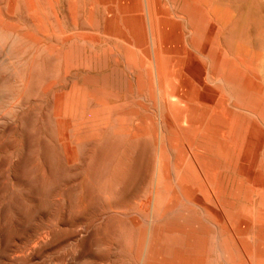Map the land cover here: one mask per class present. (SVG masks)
Listing matches in <instances>:
<instances>
[{
	"label": "rangeland",
	"instance_id": "rangeland-1",
	"mask_svg": "<svg viewBox=\"0 0 264 264\" xmlns=\"http://www.w3.org/2000/svg\"><path fill=\"white\" fill-rule=\"evenodd\" d=\"M23 3L0 0V264H264V0Z\"/></svg>",
	"mask_w": 264,
	"mask_h": 264
},
{
	"label": "bare ground",
	"instance_id": "bare-ground-1",
	"mask_svg": "<svg viewBox=\"0 0 264 264\" xmlns=\"http://www.w3.org/2000/svg\"><path fill=\"white\" fill-rule=\"evenodd\" d=\"M6 1H7V0H6ZM20 1H21V0H20ZM28 1H29V0H28ZM39 1H40V0H39ZM17 3H18V2H17ZM17 3H15V4H17ZM166 3H167V2H166ZM23 4H26V0H25V3H23ZM23 4H21V5H22V8H24V7H23ZM106 4H107V3H106ZM158 4H159V2H158ZM38 5H39V4H38ZM38 5H36L35 3H33V2L31 1V2L29 3V5L27 6V4H26L25 7H28V8H29L28 10L32 12V11H36V9L39 7ZM0 6H2V5H0ZM7 6H8V5H7ZM17 6H19V5H16V7H17ZM37 6H38V7H37ZM145 6H146V5H145ZM185 6H186V5H185ZM259 6H260V5H259ZM186 7H187V6H186ZM161 8H162V7H161ZM247 8H248V7H247ZM247 8H246V9H247ZM3 9H4V8H3ZM8 9H9V7H8ZM10 9H11V8H10ZM14 9H15V8H14ZM16 9H17V8H16ZM18 9H19V8H18ZM159 9H160V8H159ZM28 10H27V11H28ZM187 10H189L188 7H187V9H186L185 11H187ZM244 10H245V9H244ZM251 10L253 11L252 8H250V11H251ZM255 10H256V9H254V11H255ZM260 10H262V9H260ZM260 10H259V11H260ZM8 11H9V10H8ZM8 11H7V12H8ZM23 11H24V10H23ZM25 11H26V9H25ZM27 11H26V12H27ZM161 11H162V9H161ZM190 11H191V10H190ZM250 11H247V12H249V13L252 15V12H250ZM259 11H256V12H259ZM2 12H3V11H2ZM19 12H20V11H17V13H19ZM26 12H25V13L23 12L24 15L26 14ZM5 13H6V12H5ZM8 13H9V12H8ZM14 13H15V11H14ZM14 13H13V14H14ZM21 13H22V12H21ZM27 13H28V12H27ZM39 13H40V12H39ZM167 13H168V12H167ZM181 13H182V12H181ZM190 13H191V12H190ZM259 13L261 14V11H260ZM0 14H1V13H0ZM6 14H7V13H6ZM152 14H153V13H152ZM168 14H169V13H168ZM254 14H255V13H253V15H254ZM262 14H263V13H262ZM1 15H2V14H1ZM4 15H5V14H4ZM4 15H3V16H4ZM20 15H21V14H20ZM163 15H164V12H163ZM257 15H258V14H257ZM6 16H7V15H6ZM9 16H12V15L9 14ZM25 16H27V15H25ZM25 16H23V17H25ZM32 16H34V15H32ZM35 16H36V15H35ZM12 17H13V16H12ZM155 17H156V16H155ZM252 17H253V16H252ZM255 17H256V14H255ZM260 17H261V16H260ZM5 18H8V16L5 17ZM19 18H20V17H19ZM19 18H18V19H19ZM26 18H27V17H26ZM29 18H31V17H28L27 21H28V20H31V21H32V22H31L32 25L36 26V28L38 29V27H39V22H40V21H39V18H37V17H32V19H29ZM258 18H259V17H258ZM262 18H264V16H263ZM18 19H17V20H18ZM176 19H177V18H176ZM5 20H6V19H5ZM17 20H16V21H17ZM25 20H26V19H25ZM240 20H241V19H240ZM240 20H239V21H240ZM259 20L261 21V18H259ZM259 20L257 19L256 21L260 22ZM262 20H264V19H262ZM9 21H10V20H9ZM20 21H21V20H20ZM22 21H23V18H22ZM22 21H21V22H22ZM239 21H238V22H239ZM14 22H15V21H14ZM29 22H30V21H29ZM261 22H262V21H261ZM18 23H19V22H18ZM22 23H24V22H22ZM31 23H28V24L30 25ZM263 23H264V21H263L262 23H259V25H260V24L262 25ZM15 24H17V23H15ZM25 24H26V23H25ZM7 25H8V23H7ZM12 25H13V24H12ZM42 25H43V24H42ZM156 25H157V24H156ZM194 25H196V24H194ZM1 26H3V22H2L1 19H0V27H1ZM24 26H25V25H24ZM9 27H10V25H9ZM9 27H8V28H9ZM16 27H18V26L16 25ZM16 27H14V28H16ZM30 27H31V26H30ZM14 28H13L12 30H14ZM33 28H35V27H33ZM33 28H32V30H33ZM41 28H42V27H41ZM198 28H199V27H198ZM262 28H263V27H262ZM27 29H28V28H27ZM39 29H40V28H39ZM210 29H211V28H210ZM15 30H16V29H15ZM197 30H198V29H197ZM197 30L195 31L196 33L199 32V30H198V32H197ZM34 31H35V30H34ZM210 31H211V30H210ZM210 31H209V32H210ZM35 32H36V31H35ZM195 32H193L194 35H195ZM26 33H27V32H26ZM204 34H205V33H204ZM28 35H29V34H27L26 36H28ZM197 35H198V34H196L195 36L197 37ZM207 35H208V34H207ZM210 35H211V34H210ZM237 35H238V34H237ZM29 36H30V35H29ZM157 36H158V35H157ZM208 37H209V36H208ZM113 38H114V37H113ZM151 38H152V37H151ZM151 38H150V39H151ZM211 38H212V37H211ZM23 39H27V37H24ZM116 39H117V38H116ZM197 39H199V38H197ZM209 39H210V38H209ZM28 40H29V39H28ZM28 40H27V41H28ZM31 40H32L34 43H36L37 46L39 45V42H40V41H39L38 36H35V35L31 36ZM117 40H118V39H117ZM152 40H154V38H152ZM158 40H159V38H158ZM212 40H213V39H212ZM212 40H211V42H212ZM32 41H31V42H32ZM195 41H196V40H195ZM156 42H157V41H156ZM197 42H198V41H197ZM132 43H133V42H132ZM151 43H153V42H151ZM210 44H211V43H210ZM250 44H251V43H250ZM40 45H41V44H40ZM133 45H134V44H133ZM155 45H156V44H155ZM192 45H194V44H192ZM37 46H36L35 48H37ZM158 46H159V44H158ZM201 46H202V45H201ZM196 47H197V46H196ZM164 48H165V47H164ZM164 48H163V49H164ZM39 49H40V48H39ZM194 49H195V48H194ZM166 50H167V49H166ZM36 51H37V50H36ZM157 51H158V50H157ZM197 51H198V50H197ZM200 51H201V50L199 49L198 52H200ZM163 52H164V51H163ZM203 53H204V52H203ZM179 54H180V53H179ZM152 56H153V55H152ZM219 57H220V56H219ZM161 59H162V58H161ZM159 60H160V59H159ZM153 63H154V62H153ZM159 64H160V63H159ZM208 66H209V65H208ZM160 68H161V67H160ZM218 70H219V69H218ZM220 73H221V72H220ZM216 74H218V73H216ZM207 75H209V74H207ZM218 75H219V74H218ZM253 75H254V74H253ZM162 76H163V75H162ZM214 76H215V75H214ZM255 76H256V75H255ZM221 77H222V74H221ZM215 78H216V77H215ZM219 78H220V77H219ZM219 78H218V79H219ZM223 78H224V76H223ZM218 79H217V80H218ZM164 81H165V80H164ZM203 81H204V80H203ZM141 82H143V81H141ZM141 82H140V84L142 85ZM210 83H211V80H210ZM143 84H144V83H143ZM215 85H216V84H215ZM156 87H157V86H156ZM225 87H226V86H225ZM242 87H243V86H242ZM242 87H241V89H242ZM98 88H99V87H98ZM5 89H6V88H5ZM6 90H7V89H6ZM244 90H245V89H244ZM244 90H242V91H244ZM3 91H5V90H3ZM160 91H161V90H160ZM220 91H221V90H220ZM6 92H7V91H6ZM102 92H103V90L101 91V94H102ZM163 93H164V92H163ZM20 94H21V93H20ZM20 94L18 95V97H16V98H17V103H19V104L22 103L23 98H24V97H23L24 95H23V94L20 95ZM98 94H99V93H98ZM98 94H96V95H98ZM101 94H100V96H101ZM157 94H158V93H157ZM159 94H160V93H159ZM188 94H189V93H188ZM2 95L4 96L5 94L3 93ZM6 95H7V93H6ZM6 95H5V96H6ZM9 95H10V94H9ZM241 95H242V94H241ZM104 96H105V95H104ZM187 96H189V95H187ZM1 97H2V96H1ZM1 97H0V99H1L0 102H1V103L3 102V105H2L1 110H0V120H1V122H0V131H1V134L3 133L4 138H6V137H7V134H8V130H9V124H8L9 122H8L7 117H8V115H9V113L11 112V109H10L11 106H10V107L7 106V104H6V102H5L7 98H1ZM9 97H10V96H9ZM185 97H186V96H185ZM94 98H95V97H94ZM14 99H15V98H14ZM160 100H161V99H160ZM208 101H209V100H208ZM161 102H162V101H161ZM258 102H259V101H258ZM167 103H168V102H167ZM15 104H16V103H15ZM16 105H17V104H16ZM14 106H15V105H14ZM243 106H244V105H243ZM258 106H259V105H258ZM19 107H20V106H19ZM241 107H242V106H241ZM258 108H260V107H258ZM15 109H16V107H15ZM12 110H13V109H12ZM20 110H21V109H20ZM126 110H128V109H126ZM153 110H154V109H153ZM162 110H163V109H162ZM256 110H257V109H256ZM119 111H120V110H119ZM122 111H123V110H122ZM124 111H125V109H124ZM178 111H179V110H178ZM201 112H202V111H201ZM201 112H200V113H201ZM260 112H261V111H260ZM144 113H146V112H144ZM144 113H143V114H144ZM246 113H247V112H246ZM161 114H162V113H161ZM163 114H164V113H163ZM175 114H177V113H175ZM170 115H171V114H170ZM177 115H178V114H177ZM128 116H129V115H128ZM130 116H131V115H130ZM141 116H142V114H141ZM143 116H144V115H143ZM251 116H252V115H251ZM195 117H196V116H195ZM141 118L143 119L144 117H141ZM161 118H162V117H161ZM142 119H140V120H142ZM154 119H155V118H154ZM191 119H192V118H191ZM164 121H165V120H164ZM142 122H144V121H142ZM158 123H159V122H158ZM237 126H238V125H237ZM262 128H263V127H262ZM180 129H181V128H180ZM176 130H177V129H176ZM176 130H175V131H176ZM183 130H185V129H183ZM183 130H182V131H183ZM236 130H237V129H236ZM238 130H239V129H238ZM242 130H243V129H242ZM221 131H222V130H221ZM224 131H225V130H224ZM161 132H162V130H161ZM168 132H169V131H168ZM178 132H179V131H178ZM185 132H186V131H185ZM185 132H184V134H185ZM187 132H188V131H187ZM187 132H186V134H188ZM234 133H235V132H234ZM237 133H238V132H237ZM165 134H166V133H165ZM171 134H172V133H171ZM182 134H183V133H181L180 135H181V137L183 138ZM184 134H183V135H184ZM190 134H191V133H190ZM190 134H189V135H190ZM238 134H239V133H238ZM176 135H177V134H176ZM232 135H233V134H232ZM184 136L186 137V135H184ZM240 136H241V135H240ZM236 137H237V136H236ZM178 138H180V136H179ZM183 139H184V138H183ZM209 140H210V139H209ZM180 141H181V140H180ZM203 141H204V140H203ZM205 141L208 142V140H205ZM198 142H199V141H198ZM198 142H197V143H198ZM208 143H209V142H208ZM210 143H212V142L210 141ZM3 144H4V142H3ZM184 144H185V143H184ZM200 144H202V143H200ZM190 145H191V144H190ZM166 147H168V146H166ZM204 147H205V145H204ZM187 148H188V147H187ZM220 149H221V147H220ZM188 152H189V151H188ZM189 154H190V153H189ZM189 154H188V155H189ZM218 154H219V153H218ZM203 156H204V155H203ZM201 157H202V156H201ZM207 157H208V156H207ZM4 158H5V159L3 160V164H2V165H3V168H4V169H3V170H4V171H3V175H4V180H5V178H6V174H7V172H6V171H7V160H6V157H4ZM199 158H200V157H199ZM203 158L205 159L206 156H204ZM209 158H210V160H212V159H211V156H210ZM206 159H208V158H206ZM229 159H230V158H229ZM215 160H216V158H215ZM207 161H208V160H207ZM194 163H195V162H194ZM207 163H208V162H207ZM214 163L216 164V162H214ZM259 163H260V162H259V160H258V154H256V156H255V158H254V165L259 166ZM205 164H206V163H205ZM212 164H213V163H212ZM156 165H157V164H156ZM179 165H180V164H179ZM201 165H202V164H201ZM221 165H222V164H221ZM196 166H198V165H196ZM198 167H199V166H198ZM213 168H214V167H213ZM182 169H183V168H182ZM199 169H200V168H199ZM216 169H217V166H216ZM199 172H200V171H199ZM228 172H229V171H228ZM237 172H238V171H237ZM221 173H222V172H221ZM202 174H203V173H202ZM230 174H231V173H230ZM238 174H239V173H238ZM7 175H8V174H7ZM164 175H165V174H164ZM207 175H208V174H207ZM236 175H237V174H236ZM203 176H204V175H203ZM221 177H222V176H221ZM203 179H204V178H203ZM175 181H176V180H175ZM263 181H264V177H263ZM206 182H207V181H206ZM207 183H208V182H207ZM176 185H178V184H176ZM178 186H179V185H178ZM179 187H180V186H179ZM179 187H178V188H179ZM208 187H209V186H208ZM223 187H225V185H224ZM209 188H210V187H209ZM171 189H172V187H171ZM171 189H170V190H171ZM183 189H184V191H185V188H183ZM183 189H182V190H183ZM212 189H213V188H212ZM178 190H179V189H178ZM178 190H177V191H178ZM210 190H211V188H210ZM212 191H213V190H212ZM170 192H171V191H170ZM172 192H173V191H172ZM173 193H174V192H173ZM178 193H179V192H178ZM183 193H184V192H183ZM212 193H213V192H212ZM180 196H181V195H180ZM183 196H186V194H185V195H182V197H183ZM187 197H189V196L187 195L185 198H187ZM214 198H215V197H214ZM194 199H196V198L194 197ZM152 201H153V200H152ZM195 201H197V200H195ZM253 201H254V200H253ZM148 202H149V200H148ZM198 202H199V201H198ZM198 202H197V203H198ZM230 202H231V201H230ZM152 203H153V202H152ZM225 203H226V202H225ZM227 203H228V202H227ZM221 204H222V203H221ZM230 204H231V203H230ZM230 204H229V205H230ZM224 205L226 206V204H224ZM233 205H234V204H233V202H232V206H233ZM151 206H152V205H151ZM227 206H228V205H227ZM223 207H224V206H223ZM230 207H231V205H230ZM230 207H229V208H230ZM234 207H235V206H234ZM234 207H233L232 209L230 208V209H227V210H223V208H222V207H221V208H222L223 211H228V210H230V212H231V211H233ZM150 208H151V207H150ZM227 208H228V207H227ZM172 209H173V208H172ZM176 209H177V208H176ZM156 210H157V209H156ZM157 211H158V210H157ZM159 211H161V209H160ZM223 211H222V212H223ZM159 213H160V212H159ZM223 213H224V212H223ZM223 213H222V214H223ZM232 213H233V212H232ZM226 214H227V212H226ZM229 215H230V213H229ZM157 216H158V215H157ZM157 216H156V218H157ZM151 217H152V216H151ZM152 218H154V217H152ZM188 218H189V216H188ZM192 218H193V217H192ZM228 218H229V217H228ZM150 219H151V218H150ZM166 219H167V218H166ZM178 219H179V218H178ZM186 219H187V218H186ZM190 219H191V218H190ZM203 219H204V218H203ZM153 220H154V219H153ZM183 220H184V219H183ZM146 221H147V219H146ZM195 221H196V220H195ZM149 222H150V221H149ZM184 222H186V221H184ZM190 222H192V221H190ZM190 222H189V223H190ZM193 222H194V221H193ZM187 223H188V222H187ZM194 223H195V222H194ZM152 224H153V222H152ZM152 224H151V225H152ZM149 225H150V224H149ZM152 226H154V224H153ZM168 226H169V225H168ZM179 226H180V225H179ZM185 227H186V225H185ZM150 228H151V226H150ZM186 228H187V227H186ZM180 229H183V228H180ZM188 229H189V228H188ZM188 229H187V230H188ZM197 229H199V228H197ZM151 230H152V229H151ZM169 230L171 231V228H170V229L168 228V231H169ZM173 230H174V229H172V231H173ZM183 230H184V229H183ZM206 230H207V229H206ZM231 230H233V229H231ZM165 231H166V230H165ZM170 231H169V232H170ZM181 231H182V230H181ZM188 231H189V230H188ZM191 231L193 232V231H195V230H191ZM208 231H210V230H208ZM208 231H207V232H208ZM212 231H215V230H212V227H211V232H212ZM184 232H185V231H184ZM211 232H210V233H211ZM171 233H172V232H171ZM181 233H182V232H181ZM188 233H189V232H188ZM190 233H191V232H190ZM197 233H198V232H197ZM212 233H213V232H212ZM202 234H203V233H202ZM213 234H214V233H213ZM233 234H235V233L233 232ZM143 235H144V234H143ZM186 235H187V234H186ZM188 235H189V234H188ZM204 235H205V234H204ZM216 235H217V234H216ZM229 235H230V234H229ZM236 235H237V234H236ZM236 235H235V236H236ZM167 236H168V235H166V237H167ZM170 236H171V235H170ZM189 236H190V235H189ZM210 236H213V235H210ZM214 236H215V235H214ZM230 236H232V235H230ZM248 236H249V235H248ZM164 237H165V236H164ZM166 237H165V238H166ZM172 237H173V236H172ZM172 237H171V238H172ZM171 238H170V239H171ZM191 238H192V236H191ZM191 238H190V239H191ZM232 238H233V237H232ZM178 239H179V238H177V241H178ZM180 239H182V238H180ZM228 239H229V237H228ZM233 239H234V238H233ZM148 240H150V239H148ZM158 240H159V239H158ZM166 240L169 241V237L166 238ZM166 240L164 239V241H166ZM172 240H173V239H172ZM174 240H175V239H174ZM191 240H192V242H193V239H191ZM194 240H195V238H194ZM223 240H224V239H223ZM225 240H226V239H225ZM145 241H146V240H145ZM188 241H189V240H188ZM230 241H231V242H234V241L231 240V238H230ZM230 241H229V242H230ZM236 241H237V240H236ZM224 242H226V241H224ZM227 242H228V240H227ZM227 242H226L225 244H227ZM144 243H145V242H144ZM180 243H181V242H180ZM234 243H235V242H234ZM170 244H171V243L169 242V245H170ZM225 244H224V248L227 247V246H225ZM230 244H231V243H230ZM144 245H145V244H144ZM207 245H208V244H207ZM231 245H232V244H231ZM142 246H143V245H142ZM181 246H182V245H181ZM189 246H190V245H189ZM236 246H237V244H236ZM166 247H168V246H166ZM190 247H191V246H190ZM218 247H219V246H218ZM233 247H234V246H232V248H233ZM143 248H144V247H143ZM169 248H170V247H169ZM191 248H192V247H191ZM191 248H190V249H191ZM230 248H231V247H230ZM232 248H231V250H232ZM235 248H236V247H235ZM173 249H174V248H173ZM225 249H226V248H225ZM142 250H143V249H142ZM144 250H145V249H144ZM239 250H241V249H239ZM146 251H147V250H146ZM165 251H166V250H165ZM187 251H188V250H186V252H187ZM142 252H143V251H142ZM171 252H172V251H171ZM178 252H179V251H178ZM190 252H191V251H190ZM225 252H226V251H225ZM232 252H233V251H232ZM234 252H235V250H234ZM176 253H177V252H176ZM230 253H231V252H230ZM236 253H237V252H236ZM242 253H243V252H242ZM177 254H178V253H177ZM227 254H228V253H227ZM243 254H244V253H243ZM172 255H173V254H172ZM189 255H190V254H189ZM192 255H193V254H192ZM196 255H198V254H196ZM205 255H206V252H205ZM234 255H237V254H234ZM166 256H167V254H166ZM168 256H171V255L169 254ZM202 256H203V255H202ZM206 256H207V255H206ZM227 257H228V256H227ZM245 257H246V256H245ZM145 258H146V257H145ZM205 259H206V258H205ZM144 260H145V259H144ZM203 260H204V259H203ZM257 262H258L259 264H262L261 261H260V259H258Z\"/></svg>",
	"mask_w": 264,
	"mask_h": 264
}]
</instances>
